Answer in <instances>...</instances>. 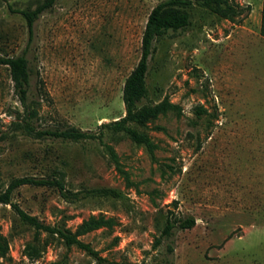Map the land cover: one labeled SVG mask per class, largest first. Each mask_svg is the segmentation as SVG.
I'll use <instances>...</instances> for the list:
<instances>
[{
  "label": "rangeland",
  "instance_id": "rangeland-1",
  "mask_svg": "<svg viewBox=\"0 0 264 264\" xmlns=\"http://www.w3.org/2000/svg\"><path fill=\"white\" fill-rule=\"evenodd\" d=\"M42 1L0 0V55L29 58L38 128L100 133L102 123L126 114V78L142 56L148 16L163 0H57L29 43L27 23L12 9ZM235 1L243 12L234 19L195 3L188 27L154 42L143 104L168 99L182 110L134 125L154 141L152 151L107 128L103 138L78 142L14 130L24 107L0 64V191L15 177L56 176L68 189L88 192L71 201L55 187L23 185L12 201L74 231L102 219L80 238L106 264H163L167 254L170 264H264L263 0ZM189 215L196 224L175 229L172 253L166 239L156 245L167 220ZM0 234L9 244L3 264H98L45 232L41 256L29 259L35 229L10 204H0Z\"/></svg>",
  "mask_w": 264,
  "mask_h": 264
},
{
  "label": "trees",
  "instance_id": "trees-1",
  "mask_svg": "<svg viewBox=\"0 0 264 264\" xmlns=\"http://www.w3.org/2000/svg\"><path fill=\"white\" fill-rule=\"evenodd\" d=\"M57 0H43L33 9H12L19 13L25 19L28 26L29 38L31 43L34 37V25L40 16L47 10L51 9ZM195 3L208 8L217 15L234 19L239 16L243 9L235 0H163L153 7L151 10L142 38V56L126 78L123 89V100L126 107V114L118 120L102 123L100 127L102 132L96 133L89 130H83L74 125H68L63 128H38L34 120L38 118L39 100L31 98V81L34 70L31 66L29 58L25 53L7 56L0 55V64L6 65L14 83V91L24 107V114L11 123L14 130H23L29 136L34 138H53L63 141H81L85 139L103 138L104 129L118 133L123 132L133 139L137 144L145 145L152 151L156 145L149 134L143 130H139L134 125L145 126L146 122L161 113L176 112L181 113V107L164 99L154 104H143L144 98L148 95L147 75L149 70L148 58L154 49V42L160 37L168 33L169 30L177 31L188 27L191 24L190 9ZM260 33L264 37V0L262 6ZM40 96V94H39ZM205 111V109H201ZM109 147V146H108ZM114 155L113 149L109 147ZM23 185L48 186L57 188L63 197L67 200L76 201L84 198L88 192L72 191L68 189L61 177H36V176H20L13 178L4 191H0V204H10L20 220L35 229L33 243H28L25 254L31 260H36L41 256V248L38 245L41 233L45 232L49 235L56 236L71 247L76 246L92 256L98 264H106L107 259L102 257L89 242L83 241L80 237L88 231L99 227L103 220L91 218L80 225L75 231L60 225L47 224L40 220L38 216L29 214L22 209L18 203L12 201L13 191ZM95 192L108 194L115 193L109 189H100ZM196 224V218L192 215L181 217L176 221L167 220V223L157 239L156 245L163 243L166 239L169 253L174 251L171 238L176 228L188 229ZM8 240L0 234V258L5 257L8 252ZM163 264H170L169 255H165ZM0 264H3L0 260Z\"/></svg>",
  "mask_w": 264,
  "mask_h": 264
}]
</instances>
